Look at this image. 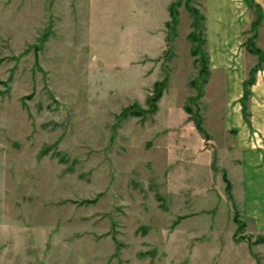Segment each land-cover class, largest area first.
<instances>
[{"label": "rangeland", "instance_id": "1", "mask_svg": "<svg viewBox=\"0 0 264 264\" xmlns=\"http://www.w3.org/2000/svg\"><path fill=\"white\" fill-rule=\"evenodd\" d=\"M201 7L0 0V264H264V190L224 84L237 66L203 83L190 53ZM164 76L156 112L122 115Z\"/></svg>", "mask_w": 264, "mask_h": 264}, {"label": "crops", "instance_id": "2", "mask_svg": "<svg viewBox=\"0 0 264 264\" xmlns=\"http://www.w3.org/2000/svg\"><path fill=\"white\" fill-rule=\"evenodd\" d=\"M241 2L242 4L238 0H201L202 7L198 10H201L204 16L205 51L209 69L210 65L237 66L235 71L228 72L224 84L229 99L233 102L232 108L236 111L235 118L238 120L235 126V149H238V152L242 150V162L246 163L250 170V188L256 192L264 190V70L257 71L254 83L248 87L250 94L244 100L248 106L244 109L241 102L244 83L251 68L257 64L258 57L248 52L245 47V42L252 35L251 23L255 14L247 0ZM167 4L169 7L170 4ZM253 5H258L264 15V0H253ZM240 6L243 9L242 15L246 10L250 12L248 17L246 14L239 15ZM255 33V46L264 54V17ZM241 48L246 49V55L238 54ZM234 102L238 104V109L234 107ZM256 202L258 199L252 193L247 196L244 203L246 214V208H256ZM261 221L264 223V218Z\"/></svg>", "mask_w": 264, "mask_h": 264}, {"label": "trees", "instance_id": "3", "mask_svg": "<svg viewBox=\"0 0 264 264\" xmlns=\"http://www.w3.org/2000/svg\"><path fill=\"white\" fill-rule=\"evenodd\" d=\"M247 1L251 9L254 11L255 18L251 23L252 35L245 42V47L248 52L257 55L258 62L249 71L248 79L244 83V90H243L241 102L246 100V98L249 96L250 91L248 87L254 83L255 81L254 76L257 73V71L264 70V54L255 46V43H254V39L256 37L255 30L257 26L259 25V23L261 22V20L263 19L264 15L261 12L258 5H253V0H247ZM177 6H178V3L173 2L168 7L170 19L166 21L165 23V26L167 29V36H166L167 45H169L173 36L176 33V25L178 23V11L176 9ZM191 12L194 16V21L192 22L193 29L187 36L189 41L192 42L190 53L193 57H196L195 62L200 65L199 75L201 76L203 83H206L207 77L209 74V68H208V56L204 49V46L206 43L205 37H204V24H203L204 16L197 8H191ZM199 31L202 32V37L200 36L201 32L199 33ZM167 82H168V78L167 76H164L162 80L156 81L153 84L152 93L147 98L148 108L146 110H141L137 107V105L132 104L126 107L122 111V115H124V117L125 115H131V116L142 118V116L144 117L146 114H152L156 112L157 103L162 97V94H163L164 89L166 88ZM196 127L199 132L204 133L202 127L200 126V123H198ZM226 184H227L226 191L228 192L230 185L228 181L226 182ZM259 241H264V237L260 236Z\"/></svg>", "mask_w": 264, "mask_h": 264}]
</instances>
